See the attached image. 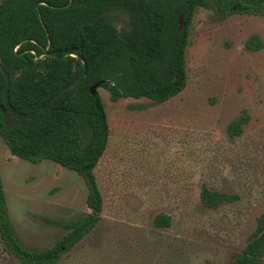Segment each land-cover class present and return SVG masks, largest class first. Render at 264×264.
I'll list each match as a JSON object with an SVG mask.
<instances>
[{
  "label": "rangeland",
  "instance_id": "rangeland-1",
  "mask_svg": "<svg viewBox=\"0 0 264 264\" xmlns=\"http://www.w3.org/2000/svg\"><path fill=\"white\" fill-rule=\"evenodd\" d=\"M208 1L189 27L180 95L163 104L112 102L98 89L110 126L95 169L104 205L96 227L56 264H234L249 244L264 215V16L223 17L218 0ZM109 20L128 29L121 12ZM255 38L261 48L251 50ZM243 118L241 133L231 135ZM0 178L27 249L54 246L67 233L61 223L93 213L81 176L12 156L1 136ZM204 187L237 200L208 208ZM160 214L170 227L155 226ZM0 264H20L1 240Z\"/></svg>",
  "mask_w": 264,
  "mask_h": 264
},
{
  "label": "trees",
  "instance_id": "trees-1",
  "mask_svg": "<svg viewBox=\"0 0 264 264\" xmlns=\"http://www.w3.org/2000/svg\"><path fill=\"white\" fill-rule=\"evenodd\" d=\"M40 3L39 11L33 8ZM208 0H0V63L11 77L10 102L18 115L36 112L47 105L82 72L87 74L74 95L47 112L7 130L1 108L6 110L0 72V136L12 156L37 164L54 162L81 176L88 188L86 204L93 211L77 220L61 223L67 230L56 244L43 251L25 248L13 228L0 178V240L6 254L20 264H56L88 235L100 220L104 200L95 169L104 155L110 126L99 92L100 83L112 102L147 98L163 104L187 86L185 51L189 27L198 8ZM223 17L235 14L264 16V0H218ZM112 12L128 17V29L118 31L109 20ZM40 17L42 21L40 20ZM183 18V29L180 19ZM55 57L36 58L43 48ZM248 48H261L259 39ZM35 52L37 56L34 55ZM245 119L232 123L231 135L241 133ZM202 205L217 209L237 196L204 187ZM159 228L170 227L165 214L154 220ZM264 256V215L249 244L234 264H261Z\"/></svg>",
  "mask_w": 264,
  "mask_h": 264
},
{
  "label": "water",
  "instance_id": "water-1",
  "mask_svg": "<svg viewBox=\"0 0 264 264\" xmlns=\"http://www.w3.org/2000/svg\"><path fill=\"white\" fill-rule=\"evenodd\" d=\"M70 3H72V0H70ZM39 6H40V3H37L35 5V7L33 8V11L38 12ZM40 20L42 21L41 17H40ZM180 29L181 30L183 29V18L180 19ZM48 50H49V46L43 48L44 54L37 57L36 61L40 62L42 58L47 57V56L48 57H55L52 54L47 53ZM33 53L35 56H37V54L35 52H33ZM68 56L75 57V58L80 59L82 61L83 70H82L81 74L72 83H70L68 86H66L64 89H62L47 105H45V107H43L42 109H40L36 112L27 114V115H18L13 110V107H12L11 102H10L11 77L8 74V72L6 71V69L3 67V65L0 63V72L4 75L5 80H6V84H5V87L3 90V98H4V104H5L6 110L1 108V111H2V115H3L4 126L7 130H11V129H14L16 127H19L21 125L22 121H24V120H29V119H33V118H36L38 116H41L42 114L47 112L50 108H52L56 103H58L60 100H61L60 104L63 105L65 102H67L74 95V93L76 92V90L80 86L82 80L85 78V76L87 74V62L77 54H67V55L55 57V58L64 59ZM100 86H101L100 83L94 85L90 90L91 94L96 95Z\"/></svg>",
  "mask_w": 264,
  "mask_h": 264
}]
</instances>
